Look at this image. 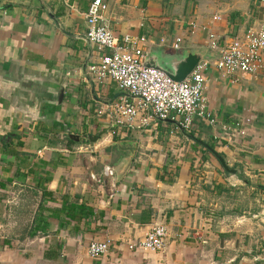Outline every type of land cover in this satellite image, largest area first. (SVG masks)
<instances>
[{"label":"crops","instance_id":"crops-1","mask_svg":"<svg viewBox=\"0 0 264 264\" xmlns=\"http://www.w3.org/2000/svg\"><path fill=\"white\" fill-rule=\"evenodd\" d=\"M92 1L0 0V264H264V75L206 60L214 122L118 126L108 109L125 92L89 72L109 52L86 40ZM104 1L116 38L145 36L149 53L224 45L264 21L263 0ZM116 142L136 143L132 168L98 183L129 157ZM158 222L163 251L129 248Z\"/></svg>","mask_w":264,"mask_h":264},{"label":"built area","instance_id":"built-area-1","mask_svg":"<svg viewBox=\"0 0 264 264\" xmlns=\"http://www.w3.org/2000/svg\"><path fill=\"white\" fill-rule=\"evenodd\" d=\"M107 10L108 5L104 0L91 2L87 13L86 40L100 50L109 51L104 54L100 64L89 67V72L100 81L114 80L125 92L108 109L115 123L118 126L134 124L140 115H147L148 118L178 121L188 132L196 118L211 119L205 77L211 62H201L183 82L174 81L158 70L146 68L145 60L149 54L146 49L147 37L133 39L125 36L122 40L117 39L106 17ZM210 39L209 48L221 55L214 61L218 70L233 77L264 75V21L257 28H249L243 36L224 45L219 43L214 34H211ZM181 44L182 39L177 38L170 47L177 51L181 49ZM246 125L249 123H239L235 128L245 135ZM115 176L116 172L111 166L105 168L103 179L91 175L98 183L105 179L113 180ZM115 195L116 192H113L110 198ZM167 235V227L161 222L155 223L143 239L131 243L129 248L163 251ZM109 249V241L92 242L88 246V254L97 259L106 255Z\"/></svg>","mask_w":264,"mask_h":264},{"label":"water","instance_id":"water-1","mask_svg":"<svg viewBox=\"0 0 264 264\" xmlns=\"http://www.w3.org/2000/svg\"><path fill=\"white\" fill-rule=\"evenodd\" d=\"M220 53L218 51H212L209 47H200L194 50H184L181 53H166L161 49L151 51L145 60V67L149 69L158 70L169 78L177 82H183L186 80L198 67V65L206 60H218L220 58ZM167 123H173L180 127V129L185 133L186 131L182 127V125L175 120L172 119H164L161 120ZM104 134V133H102ZM97 135L95 137H90L89 140L92 142L97 141L101 135ZM72 139L79 140L77 137L71 136ZM131 147H122L121 142H116L120 148L124 149L129 153V157L125 161V164L121 167V169L117 170L116 167L111 166L114 168L116 172L117 179L120 181L129 173L130 169L132 168L133 161L136 155V143H130ZM208 147L210 151H212L216 157L219 159L220 163L222 164L224 170L227 173L235 174L237 171L236 169H232L225 159L218 154L213 148Z\"/></svg>","mask_w":264,"mask_h":264},{"label":"trees","instance_id":"trees-1","mask_svg":"<svg viewBox=\"0 0 264 264\" xmlns=\"http://www.w3.org/2000/svg\"><path fill=\"white\" fill-rule=\"evenodd\" d=\"M73 141V140H71ZM29 225V224H28ZM30 226V225H29ZM28 232L30 233V236L31 237H34L36 234L35 233H32V227H30V230L28 229Z\"/></svg>","mask_w":264,"mask_h":264}]
</instances>
